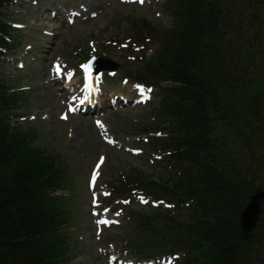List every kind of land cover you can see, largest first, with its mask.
I'll return each mask as SVG.
<instances>
[{
    "label": "rangeland",
    "instance_id": "374dc122",
    "mask_svg": "<svg viewBox=\"0 0 264 264\" xmlns=\"http://www.w3.org/2000/svg\"><path fill=\"white\" fill-rule=\"evenodd\" d=\"M164 0H148L144 3V6H138L132 3H122L119 0H87L85 5L89 6L90 11H94L96 17H82L76 18L72 25H68L62 20H49L48 16L50 12H55L59 16V2L58 0H44L40 5L34 9H27L26 5L19 6V11L13 14L10 18L12 21L21 22L24 24V29H21L15 33L30 34L32 38H27L28 42L42 41L41 49H45L53 41L55 49L53 55H65L74 60L77 57L79 51H87L90 49V42L101 48L111 49L114 51L115 56H131L133 48L131 47V39L141 37V33H144L142 28L136 25L137 19L142 17L148 18L153 24L161 23L163 26L169 25V15L163 10ZM76 3L72 2L71 7H75ZM68 4H62V7L66 8ZM137 6V7H136ZM57 10V11H56ZM35 11L34 16L32 13ZM97 12V13H96ZM38 16V17H37ZM63 14L59 17L61 18ZM142 20V19H141ZM62 22L65 26H62ZM140 21L137 22V24ZM53 27L55 34L48 38L42 34V29H49ZM64 28L65 30L61 31ZM53 44V45H54ZM116 57H114L115 59ZM118 59V58H116ZM127 63L124 64L119 61V69L117 76V82L122 78L123 70L122 65L125 67H132L136 62L140 60H134L128 58ZM42 62L36 68L35 74L39 75ZM36 86V87H35ZM49 87V90L46 89ZM131 81L124 84H117L115 90L122 89L125 94H129ZM36 93L38 92L37 83L33 84ZM41 96L38 99L36 106L30 109H35L36 112H45L49 115V119L43 122H38L40 131L42 133L41 140L47 144L48 148L53 149L54 152H60L68 160L74 159L75 156L82 157V160L92 159V153L98 151V147L105 148L100 141H98L95 130L92 127L89 119H82L80 117H72L66 123H61L57 120V116H54V112L57 114L61 111L60 98L56 91L55 86L49 83H42L40 85ZM33 92V91H32ZM60 94V93H59ZM57 97V102H56ZM59 101V102H58ZM50 107V109H49ZM50 110V111H49ZM143 110H130V114L127 110L122 112H113L110 115V120L118 118V123L126 128L130 124L129 119L135 115L137 121H140L143 117ZM120 113V114H119ZM112 117V118H111ZM138 124V123H137ZM122 135V134H121ZM43 136V138H42ZM125 136V135H123ZM121 137V136H118ZM87 157V159H86ZM123 152H117L116 156H109L107 163L111 167L113 164L133 165L140 162L133 159ZM105 164L106 167L109 166ZM118 167V166H117ZM92 256L91 251L87 253ZM83 254H79L81 262L79 264H88L83 258Z\"/></svg>",
    "mask_w": 264,
    "mask_h": 264
},
{
    "label": "trees",
    "instance_id": "16d2710c",
    "mask_svg": "<svg viewBox=\"0 0 264 264\" xmlns=\"http://www.w3.org/2000/svg\"><path fill=\"white\" fill-rule=\"evenodd\" d=\"M176 9H178L177 4ZM191 27L193 29L194 25H191L188 20L186 29H188L187 35L189 39L183 41L182 44H189V48L203 54V51H197L196 49L204 47L206 44L205 42H196L197 40H194L195 31H192ZM178 42L177 39L173 40V46L178 44ZM158 55L155 54V56L151 57V61L148 60L147 65L150 70L154 71L159 64L166 62L171 65L168 54L163 55L162 58H159ZM211 55L214 57L218 56L217 53L213 52H211ZM158 59L162 61H158ZM203 74L211 76L215 72H211L209 67H206ZM167 76L175 79L182 77L179 74L176 76L168 74ZM188 81L193 83L195 79L189 77ZM192 83L188 86L189 92L199 98L201 93L197 90L198 86ZM175 91L177 89H169L166 94L174 96ZM0 149V246L4 250L0 251V260L3 264H43L35 256V250L30 248V246H36L39 254L45 249L46 244L32 243L30 242V237L37 235L44 227V223L50 222V220L49 218L45 220L47 218L42 217L38 209L35 208L37 200L33 192L39 193V183L52 174V171H50L51 162L44 159L39 160L36 157H16V150L12 151L8 145L4 146L1 133ZM10 241L11 243H9ZM235 251L241 255L243 250L237 249L234 244L233 248L220 254V258L225 256H228V258L218 260L217 264H233L229 255L235 254Z\"/></svg>",
    "mask_w": 264,
    "mask_h": 264
},
{
    "label": "snow or ice",
    "instance_id": "6c2138e0",
    "mask_svg": "<svg viewBox=\"0 0 264 264\" xmlns=\"http://www.w3.org/2000/svg\"><path fill=\"white\" fill-rule=\"evenodd\" d=\"M139 2L142 4L144 2V0H139ZM57 70H59L58 66H57Z\"/></svg>",
    "mask_w": 264,
    "mask_h": 264
},
{
    "label": "bare ground",
    "instance_id": "6f19581e",
    "mask_svg": "<svg viewBox=\"0 0 264 264\" xmlns=\"http://www.w3.org/2000/svg\"><path fill=\"white\" fill-rule=\"evenodd\" d=\"M85 1H87V0H85ZM34 14H35V12L32 13V15H34Z\"/></svg>",
    "mask_w": 264,
    "mask_h": 264
}]
</instances>
